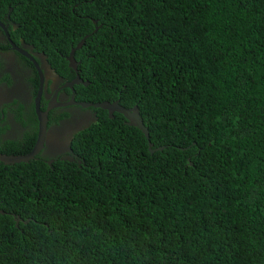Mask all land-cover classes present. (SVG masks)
<instances>
[{
  "label": "trees",
  "instance_id": "obj_1",
  "mask_svg": "<svg viewBox=\"0 0 264 264\" xmlns=\"http://www.w3.org/2000/svg\"><path fill=\"white\" fill-rule=\"evenodd\" d=\"M0 22L148 132L93 108L69 156L0 161V264H264V0H0Z\"/></svg>",
  "mask_w": 264,
  "mask_h": 264
},
{
  "label": "flooded vegetation",
  "instance_id": "obj_2",
  "mask_svg": "<svg viewBox=\"0 0 264 264\" xmlns=\"http://www.w3.org/2000/svg\"><path fill=\"white\" fill-rule=\"evenodd\" d=\"M1 24L0 153L31 151L38 131L37 108L46 114L42 144L35 155L69 156L71 135L95 119L94 107L78 105L73 85H65L72 77L66 80L59 76L44 55L31 46L14 44L5 31L6 25Z\"/></svg>",
  "mask_w": 264,
  "mask_h": 264
},
{
  "label": "water",
  "instance_id": "obj_3",
  "mask_svg": "<svg viewBox=\"0 0 264 264\" xmlns=\"http://www.w3.org/2000/svg\"><path fill=\"white\" fill-rule=\"evenodd\" d=\"M0 25L2 26V24L0 23ZM6 31V30H5ZM83 41V38L77 42V44L72 47L68 53V55L66 56V60L68 62V67H71L72 69H75V62L73 60V52L74 49L79 47L81 45ZM81 82V80L75 76L72 80L68 81L65 83V85L67 86H71L73 83H79ZM37 98H38V94L35 97V106L37 107ZM81 106L87 107V106H93V107H99L102 109L107 110L108 113H111L112 111H116L120 114H122V116L124 118H126L129 123L136 125L144 134V136L147 138L148 137V132H147V128L143 125L141 119L139 118L138 115V111L135 105L129 107V108H125L122 107L120 104H118V101H113V102H105V101H101V102H95V103H90V102H76ZM36 113H37V119H38V131H37V137H36V141L34 143L33 148L31 149V151H29L26 154H19V155H5V154H1L0 153V161L3 163H14V162H20V161H26L27 159L31 158L35 153H37V151L39 150V148L41 147L42 144V138L44 135V127H45V114L46 111H40L39 109L36 108ZM157 149V148H155ZM0 213H2V210L0 209Z\"/></svg>",
  "mask_w": 264,
  "mask_h": 264
},
{
  "label": "clouds",
  "instance_id": "obj_4",
  "mask_svg": "<svg viewBox=\"0 0 264 264\" xmlns=\"http://www.w3.org/2000/svg\"><path fill=\"white\" fill-rule=\"evenodd\" d=\"M81 39H82V38H81ZM81 39H80V40H81ZM80 40H79V41H80ZM72 56H73V54H72ZM67 66H68V65H67ZM69 68L72 69L71 67H69ZM72 70H73V72H75L76 69H72ZM75 76H77V77L79 78V76H78L77 74H74V76H72V79H73ZM72 79H71V80H72ZM79 79H80V78H79ZM80 80H81V79H80ZM76 84H85V82L81 80V82H79V83H73L72 85H76ZM72 85H71V86H72ZM71 86H70V87H71ZM113 101H117V100H113ZM113 101H111V102H113ZM76 102H86V101H79V100H77ZM100 102H101V101H100ZM105 102H108V101H105ZM90 103H95V102H90ZM77 104H78V103H77ZM118 104H119V102H118ZM78 105H79V104H78ZM80 106H81V105H80ZM90 106H91V105H90ZM82 107H84V106H82ZM87 107H89V106H87ZM92 107H93V106H92ZM122 107H123V106H122ZM94 108H99V107H94ZM125 108H126V107H125ZM128 108H129V107H128ZM101 109H102V108H101ZM103 110H105V109H103ZM114 112H116V111H114ZM111 113H112V112H111ZM121 115H122V114H121ZM75 133H76V132H74V133L71 135V137H70L69 146H70L71 141H72L73 138H74ZM25 154H26V153H25ZM35 154H36V153H35ZM35 154H34L33 156H35ZM33 156H32L31 158H33ZM31 158H29V159H31ZM29 159H27V160H29ZM27 160H26V161H27ZM23 162H25V161H23ZM14 163H15V162H14Z\"/></svg>",
  "mask_w": 264,
  "mask_h": 264
}]
</instances>
